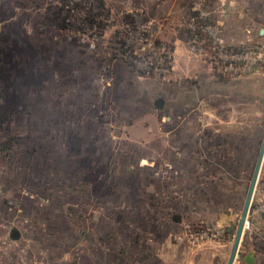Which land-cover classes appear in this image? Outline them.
<instances>
[{
	"label": "rangeland",
	"instance_id": "rangeland-1",
	"mask_svg": "<svg viewBox=\"0 0 264 264\" xmlns=\"http://www.w3.org/2000/svg\"><path fill=\"white\" fill-rule=\"evenodd\" d=\"M259 27L264 0H0V264H224ZM252 194L232 264L264 251V154Z\"/></svg>",
	"mask_w": 264,
	"mask_h": 264
},
{
	"label": "water",
	"instance_id": "water-1",
	"mask_svg": "<svg viewBox=\"0 0 264 264\" xmlns=\"http://www.w3.org/2000/svg\"><path fill=\"white\" fill-rule=\"evenodd\" d=\"M263 32H264V27H259L258 33L262 34ZM263 154H264V127H263L262 135L259 141V145H258L256 157L254 160V164L252 167V171L248 179L245 194L242 200V206H241L240 213L237 219V223H236L235 231L232 237L229 252H228V255H227V258L224 264H232L235 258V255L238 252V246L240 244L241 234L247 222V213L250 208L251 197H252L253 189L255 186L256 179H257L261 160L263 158ZM261 214H264V211H261ZM243 261H245L247 264H253V253L251 250L246 251V253L243 256Z\"/></svg>",
	"mask_w": 264,
	"mask_h": 264
},
{
	"label": "crops",
	"instance_id": "crops-1",
	"mask_svg": "<svg viewBox=\"0 0 264 264\" xmlns=\"http://www.w3.org/2000/svg\"><path fill=\"white\" fill-rule=\"evenodd\" d=\"M128 10H129V9H128ZM163 20H164V19H162V23L164 22ZM155 21L158 22L157 19H156ZM160 24H161V23H160ZM252 195H253V194H252ZM251 200H252V197H251ZM259 217L263 220V219H264V214H261V212H260V213H259ZM245 226H247V223H246ZM241 240H242V237L240 238V244H241ZM250 250H251L252 253H253V264H264V251L259 252V251H257L256 249H253V248H251ZM228 251H229V250H228ZM16 259H17V258H16ZM19 261H20V260L16 261V264H18ZM1 262L4 263V261H2V260H1ZM242 262H243V260H242ZM20 263H21V262H20ZM244 263H246V262L244 261Z\"/></svg>",
	"mask_w": 264,
	"mask_h": 264
},
{
	"label": "built area",
	"instance_id": "built-area-1",
	"mask_svg": "<svg viewBox=\"0 0 264 264\" xmlns=\"http://www.w3.org/2000/svg\"><path fill=\"white\" fill-rule=\"evenodd\" d=\"M189 27H193V26H189ZM222 45L220 44V47H221ZM256 210H258L259 212H261V211H264V205H258V207L256 208ZM243 264H245V263H243Z\"/></svg>",
	"mask_w": 264,
	"mask_h": 264
},
{
	"label": "bare ground",
	"instance_id": "bare-ground-1",
	"mask_svg": "<svg viewBox=\"0 0 264 264\" xmlns=\"http://www.w3.org/2000/svg\"><path fill=\"white\" fill-rule=\"evenodd\" d=\"M137 21H139V20H137ZM153 22H155V23H158V22H156L155 20H151L149 23H147V24H152ZM133 23V22H132ZM137 23V22H136ZM138 25V24H137ZM158 25V24H157ZM146 27H149L148 25L146 26ZM142 29V28H141Z\"/></svg>",
	"mask_w": 264,
	"mask_h": 264
}]
</instances>
